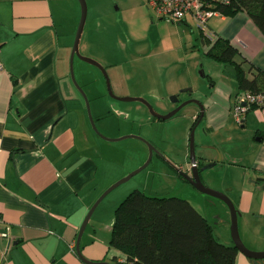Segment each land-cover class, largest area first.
<instances>
[{
  "label": "crops",
  "instance_id": "1",
  "mask_svg": "<svg viewBox=\"0 0 264 264\" xmlns=\"http://www.w3.org/2000/svg\"><path fill=\"white\" fill-rule=\"evenodd\" d=\"M72 4L0 0V228L6 226L10 233V239L0 244V264H84L76 254L77 236L105 189L102 173L109 156L104 153L131 145L104 138L137 135L131 125L137 118L154 123L142 103L117 104L118 100L107 98L100 79L87 83L81 75L78 85L90 97L92 120L102 135L93 130L70 78ZM58 24H68L64 36ZM178 26L194 32L189 25ZM208 27L197 39L203 54L217 38L223 39L264 73V35L245 13L213 18ZM209 67L212 72L203 75L208 81L196 99L204 107L200 124L215 153L221 154L220 164H228L232 172L224 192L239 213L244 244L263 252L264 107L250 111L237 125L232 114L238 97L235 70L216 63ZM182 88L181 93H193L189 86ZM233 171L239 177L233 178ZM91 218L93 224L80 241L82 256L109 264L124 259L109 245L114 215L105 225L99 218L94 221V214ZM217 220L223 232L217 237L233 245L229 222ZM236 264L260 263L238 252Z\"/></svg>",
  "mask_w": 264,
  "mask_h": 264
},
{
  "label": "rangeland",
  "instance_id": "2",
  "mask_svg": "<svg viewBox=\"0 0 264 264\" xmlns=\"http://www.w3.org/2000/svg\"><path fill=\"white\" fill-rule=\"evenodd\" d=\"M68 1L73 2V11H71L73 17L70 24L73 25V44L81 8L77 0ZM85 2L87 16L79 53L83 57L95 60L104 68L111 91L116 97L142 98L160 115H165L175 108L173 96H176L180 102L192 100L195 102L199 98L202 87L208 81V77L203 75L211 74L209 64L214 63L203 55L201 43L197 42L200 34L198 30L192 28L194 32H191L189 28L179 27L177 24L160 19L156 12L149 8L146 0H85ZM58 29L64 36L65 31H68V24L67 26L58 24ZM81 75L87 83L100 79L107 91L101 71L75 58L73 76L77 83L81 80ZM183 86L192 88L193 93H181L180 91L185 89L182 88ZM180 88L182 89L179 90ZM132 92L138 96L117 94ZM85 95L88 106L84 98L82 100L87 115L89 109L91 118L94 119L90 97L86 93ZM107 98H111L109 94ZM116 102L124 104L121 101ZM127 103L129 104L126 105L130 106L140 105L138 102ZM199 105L204 114L201 103L197 105L190 102L166 121H153L154 123L147 124L137 118V121L131 124L136 127L138 137L155 147L152 159L146 168L114 189L100 202L93 213L94 221L99 218L101 225H105L106 219L114 215L115 207L131 192L138 190L150 197H175L188 201L213 225L216 236L223 233L222 228L217 224L219 222L217 218H224L229 222L227 229L231 235V216L228 207L221 200L199 192L184 177L192 176L189 137L195 131L194 148L201 182L205 187L220 192L231 200L224 192L230 187L229 178L232 172H229L228 164H220L221 154L215 153L211 146V138L206 137L203 122L199 123L200 126L197 124L193 127L195 119L202 112ZM163 109L167 110L163 111ZM111 111L114 113L113 110ZM115 114L119 115L118 111H115ZM94 126L93 130L102 135L95 123ZM109 126L110 123L107 121L106 127ZM125 142H130L131 145L119 147L113 153H104L105 157H109L105 158L106 164L102 173L101 187L105 188L102 194L142 167L149 158V148L145 143L131 139H126ZM188 162L189 164H186ZM209 165L213 167L207 168ZM203 168L205 170H202ZM232 177L239 176L233 171ZM91 221L92 218L86 228L87 232L93 224ZM238 230L244 244L240 219H238Z\"/></svg>",
  "mask_w": 264,
  "mask_h": 264
},
{
  "label": "trees",
  "instance_id": "3",
  "mask_svg": "<svg viewBox=\"0 0 264 264\" xmlns=\"http://www.w3.org/2000/svg\"><path fill=\"white\" fill-rule=\"evenodd\" d=\"M218 9L225 17L245 13L264 35V0H231ZM203 55L234 68L238 96L248 92L264 96V73L229 42L217 38ZM109 245L125 256L123 263L115 259L114 264H236L238 255L188 201L150 197L138 190L115 209Z\"/></svg>",
  "mask_w": 264,
  "mask_h": 264
},
{
  "label": "water",
  "instance_id": "4",
  "mask_svg": "<svg viewBox=\"0 0 264 264\" xmlns=\"http://www.w3.org/2000/svg\"><path fill=\"white\" fill-rule=\"evenodd\" d=\"M77 1L80 4L81 16H80V21H79V24H78V27H77V31H76V34H75V38H74V42H73V46H72V50H71V54H70V61H69V64H70V78H71V82H72L74 88L77 90V92L79 93V95L82 98H84L87 106H88L87 97H86L84 91L82 90V88L75 81L74 76H73V62H74V59L75 58H78L79 60H81V61H83V62H85V63H87V64H89L91 66H94V67L98 68L101 71V73L103 74V76L105 78V81H106V88H107L108 94H109V96L111 98H113L114 100L121 101V102H139V103H142L143 105H145L149 109V111L152 114L153 118H157V119L166 121V120L172 118L173 116H175L180 110H182V108H184L185 106H187L190 102L196 103L197 105L200 104L199 101H196V100H195V102L193 100L190 101V102H183L182 104H180L178 107H176L174 110L168 112L167 114L160 115V114L155 113L153 111L151 105L149 103H147L142 98H136V97H116L112 93V91H111L110 82H109V80L107 78L106 71L104 70V68L98 62H96L95 60H92V59L87 58V57H83L79 53L80 40H81V37H82V33L84 31V26H85V22H86L87 5H86L85 0H77ZM183 92H186V90H183ZM172 100H174V103L176 101H178L177 98H176V96H173L172 97ZM199 108L201 109V106ZM87 110H88V116H89V119H90V123H91L93 129H95L93 120H92L91 115H90V111H89V109H87ZM201 111H202V109H201ZM202 117H203V111L200 113V117H199V120H198L197 124L200 123ZM104 139L109 140L111 142H116V141H121V140H126V139H136L138 141H141V142L145 143L148 146V148H149V158H148V160L146 161V163L142 167H140L136 171L132 172L129 176L123 178L122 180L118 181L117 183H115L114 185H112L110 188H108L98 198V200L94 203V205L92 206V208L88 212V214H87V216H86V218H85V220H84V222H83V224H82V226H81V228L79 230V233H78V236H77V243H76V254H77L78 258L84 264H109V263H106V262H101V263H99V262H92V261H89V260L85 259L82 256L81 251H80V241H81V238H82V236H83V234H84V232H85V230H86V228L88 226L89 220H90V218H91L94 210L100 204V202L109 193H111L114 189H116L117 187H119L123 183L127 182L133 176H135L140 171H142L144 168H146L149 165V163H150V161L152 159L153 152L155 151V147L154 146H152L150 143H148L144 139L138 137L137 135L136 136L135 135H127V136L120 137L118 139H107V138H104ZM189 159H190V164H191L192 176L191 177L184 176V177L199 192H201V193H203V194H205L207 196H211L213 198H216V199L221 200L228 207V209L230 211V216H231L230 233H231V240H232L233 246L237 249V251L239 253L243 254L245 257H247L249 259H252V260L259 261L260 264H264V251L263 252L251 251L241 241L240 235H239V230H238V216H239V213L237 212V210H236L233 202H231V200L226 195H224V194H222L220 192L213 191V190L205 187L204 184L201 182V179H200V170H199V168L197 166V161H196V156H195L194 133L193 132L190 134V137H189ZM211 167H213V166L212 165H209L207 168H211ZM202 170H205V168H203Z\"/></svg>",
  "mask_w": 264,
  "mask_h": 264
},
{
  "label": "built area",
  "instance_id": "5",
  "mask_svg": "<svg viewBox=\"0 0 264 264\" xmlns=\"http://www.w3.org/2000/svg\"><path fill=\"white\" fill-rule=\"evenodd\" d=\"M231 0H146L147 5L156 15L172 24H185L204 34L208 31L209 22L216 17L224 16L218 9L230 3ZM211 46V45H210ZM209 46V47H210ZM209 49V48H208ZM207 49V50H208ZM252 106L260 109L264 106V96L252 95L249 92L237 97L233 108V117L237 125H242ZM9 228H0V244L9 240ZM118 262L123 263L120 259Z\"/></svg>",
  "mask_w": 264,
  "mask_h": 264
},
{
  "label": "flooded vegetation",
  "instance_id": "6",
  "mask_svg": "<svg viewBox=\"0 0 264 264\" xmlns=\"http://www.w3.org/2000/svg\"><path fill=\"white\" fill-rule=\"evenodd\" d=\"M105 82H106V81H105ZM107 92H108V91H107ZM112 93H113V92H112ZM182 103H183V102H180V100L176 101V102H175V108L178 107V106H179L180 104H182ZM175 108H174V109H175ZM174 109H173V110H174ZM148 110H149V109H148ZM149 112H150V111H149ZM154 112H155V111H154ZM155 113H156V112H155ZM151 115H152V114H151ZM152 117H153V116H152ZM199 117H200V114H199V115L197 116V118L195 119V123H196L195 125H197V122H198V120H199ZM153 119H154V118H153ZM156 120H160V119L155 118L154 121H156ZM161 121H163V120H161ZM158 122H159V121H158ZM200 122H201V121H200ZM193 129H194V128H193ZM193 129H192V130H193Z\"/></svg>",
  "mask_w": 264,
  "mask_h": 264
}]
</instances>
